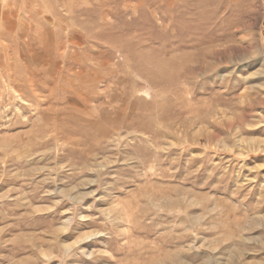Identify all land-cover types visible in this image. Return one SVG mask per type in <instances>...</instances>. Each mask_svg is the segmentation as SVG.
<instances>
[{"label": "rangeland", "instance_id": "374dc122", "mask_svg": "<svg viewBox=\"0 0 264 264\" xmlns=\"http://www.w3.org/2000/svg\"><path fill=\"white\" fill-rule=\"evenodd\" d=\"M203 1L192 51L166 0H0V264H264V0Z\"/></svg>", "mask_w": 264, "mask_h": 264}, {"label": "bare ground", "instance_id": "6f19581e", "mask_svg": "<svg viewBox=\"0 0 264 264\" xmlns=\"http://www.w3.org/2000/svg\"><path fill=\"white\" fill-rule=\"evenodd\" d=\"M174 1L175 0H166V5H167L166 7H167V9H169L171 11V17L174 21V27L175 28L184 27L187 30L186 34L183 33V34L178 35V37H177V38H179L178 46L181 49H190L192 51H196L198 49V47L201 46V42L203 41L204 36H205L204 35L205 29H203L202 27L199 26V24H197V20L202 18L204 16V14H207V12L205 11V13H204L203 9L197 10L198 6L196 7L194 5L195 4L194 3V4L189 5V6L185 5L183 7H180V9L183 10V14L181 15L179 8L178 7L175 8ZM203 2H205V0ZM181 3H183V2H181ZM199 4L201 5V3H199ZM206 6L208 7V5H206ZM199 8H201V7H199ZM174 35H176V34H174ZM173 37H176V36H173ZM206 58H207L206 55H202V56L197 55V54L190 55L187 59L190 60V62L197 63V64L183 68L184 73L185 74H191L192 72L198 70L201 67L198 65V63L200 61L205 60ZM201 68L204 70V75H208V74L212 73V71H213V70H210V68L209 69H206L204 67H201ZM203 84L207 85V82H204ZM245 229L250 230L249 225L246 226Z\"/></svg>", "mask_w": 264, "mask_h": 264}]
</instances>
